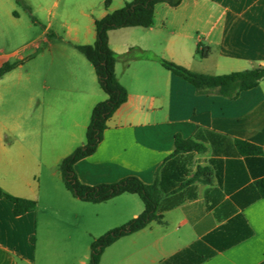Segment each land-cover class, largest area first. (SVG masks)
<instances>
[{
    "label": "crops",
    "instance_id": "1",
    "mask_svg": "<svg viewBox=\"0 0 264 264\" xmlns=\"http://www.w3.org/2000/svg\"><path fill=\"white\" fill-rule=\"evenodd\" d=\"M106 1L98 16L86 15L87 31L68 26L76 50L95 42L96 20L133 0H109L108 7ZM10 6L11 0H0V12ZM109 45L120 55L131 48L145 54L117 63L127 101L107 121L96 152L75 163L74 171L87 186L130 177L155 185L160 220L107 247L100 264H264V197L257 187L264 179V153L248 156L237 147V141H244L264 151V81L230 98L217 90L199 91L159 61L207 76L263 67L264 0H182L176 7L159 3L150 27L111 30ZM204 50L207 56L201 54ZM20 53L0 52V67L23 61L0 80V187L38 205L16 216L14 203L0 198V264H89L92 243L137 218L145 205L130 193L102 203L83 201L71 192L72 197L41 198L40 135L33 128L41 111L48 112L47 122L70 114L87 135L85 122L108 96L84 54L60 59L51 53L46 72L36 66L28 72L26 84L31 86L23 83L21 73L19 83L10 87L15 97L29 96L26 111L16 104L7 115L1 84L45 57L41 53L26 63ZM177 137L204 150L176 152ZM72 153L59 156V171ZM57 223L63 225L58 231Z\"/></svg>",
    "mask_w": 264,
    "mask_h": 264
},
{
    "label": "trees",
    "instance_id": "2",
    "mask_svg": "<svg viewBox=\"0 0 264 264\" xmlns=\"http://www.w3.org/2000/svg\"><path fill=\"white\" fill-rule=\"evenodd\" d=\"M181 2L182 0H133L124 7L107 14L104 18L96 20V40L93 44L76 46L94 66L98 82L108 98L98 103L92 111L86 143L78 147L60 165L65 186L75 197L86 202L102 203L121 194L130 193L137 194L145 205L144 212L137 218L121 227L110 230L92 243L89 264H100L104 250L118 239L144 229L152 221L160 220L157 215L159 191L155 185H146L138 178L130 177L116 184L87 186L79 181L74 171L75 163L96 152L107 128V121L127 101L128 91L117 79V63L121 59L130 62L145 54L135 48H131L122 55L116 53L109 45V32L127 27H150L153 24L157 4L167 3L176 7ZM17 3H22V0H17ZM109 4L110 1L107 0L105 2L106 7ZM201 54L207 56L208 50L202 51ZM159 61L165 68L192 84L199 91L204 89L217 90L220 95L230 98L236 97L241 92L252 90L261 81H264V66L228 75L207 76L191 72L164 59H159ZM22 64L23 61L3 64L0 67V80ZM237 147L242 154L248 156L264 153L260 147L244 141H237ZM203 150L204 147L193 140L176 138V152ZM257 187L260 196L264 197V179L257 182ZM0 198H7L14 203V214L16 216L34 210L38 205L34 200L15 197L5 192L1 187Z\"/></svg>",
    "mask_w": 264,
    "mask_h": 264
},
{
    "label": "rangeland",
    "instance_id": "3",
    "mask_svg": "<svg viewBox=\"0 0 264 264\" xmlns=\"http://www.w3.org/2000/svg\"><path fill=\"white\" fill-rule=\"evenodd\" d=\"M104 0H23L17 3L11 0L8 10L0 12V52L12 53L21 50V55L28 60L38 54L44 53L36 63L25 66L22 70H17L8 76L2 85L4 97V108L6 114L10 115L20 104L23 110H27L28 93L23 92L15 97L10 93V87L19 83L21 73L23 83L26 84L28 72L31 73L34 67H38L41 72L48 70L49 59L52 54L58 58H66L72 54L81 55L67 36L68 26H78L81 31H87L90 21L86 15L94 12L98 16L102 9ZM49 27V30L47 28ZM49 39V42L46 41ZM50 44L54 46L51 50ZM25 46H28L25 50ZM52 53V54H51ZM44 57V58H43ZM100 85V84H99ZM31 86V84L27 85ZM99 89L100 86H99ZM105 96L104 92L100 90ZM70 114L54 115L50 122H47L48 112L41 111V121L37 127H33L40 135L41 158H40V193L45 201L48 199H60L72 197L66 188L59 171V156L74 152L78 147L86 143V128L75 126L73 117ZM90 115L85 122L89 125ZM77 121L83 120L75 114ZM81 122V121H80ZM26 128H30L26 126ZM59 161L56 163L55 161ZM52 162H54L52 164ZM45 212H42L44 216ZM63 227L62 223L54 224L58 231Z\"/></svg>",
    "mask_w": 264,
    "mask_h": 264
}]
</instances>
